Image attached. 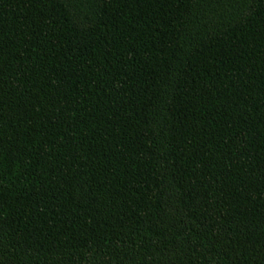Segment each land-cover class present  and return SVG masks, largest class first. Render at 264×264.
<instances>
[{
	"label": "trees",
	"instance_id": "trees-1",
	"mask_svg": "<svg viewBox=\"0 0 264 264\" xmlns=\"http://www.w3.org/2000/svg\"><path fill=\"white\" fill-rule=\"evenodd\" d=\"M0 264H264V0H0Z\"/></svg>",
	"mask_w": 264,
	"mask_h": 264
}]
</instances>
